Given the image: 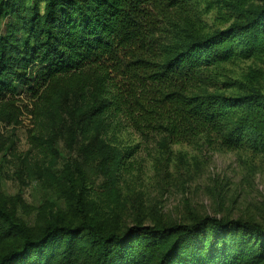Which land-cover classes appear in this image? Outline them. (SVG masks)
<instances>
[{
    "label": "trees",
    "instance_id": "16d2710c",
    "mask_svg": "<svg viewBox=\"0 0 264 264\" xmlns=\"http://www.w3.org/2000/svg\"><path fill=\"white\" fill-rule=\"evenodd\" d=\"M197 0H0V122L19 106L42 144L63 129L107 177L127 151L103 135L126 127L141 140L264 153V88L224 76L225 64L264 57V6L224 2L238 17L226 28L194 26ZM233 89L242 91L235 94ZM19 105V106H18ZM24 107V106H23ZM129 151V150H128ZM30 175L44 174L41 169ZM4 237L15 241L0 264H263L264 226L215 217L191 224L133 226L122 234L83 218L47 224L35 237L0 207Z\"/></svg>",
    "mask_w": 264,
    "mask_h": 264
},
{
    "label": "rangeland",
    "instance_id": "374dc122",
    "mask_svg": "<svg viewBox=\"0 0 264 264\" xmlns=\"http://www.w3.org/2000/svg\"><path fill=\"white\" fill-rule=\"evenodd\" d=\"M225 1L197 0L194 26L208 33L236 20ZM242 1L245 10L264 6V0ZM10 21L0 22V33ZM221 71L235 82H246L247 74L255 71L264 88V57L225 64ZM26 103L18 105L16 125L0 122V207L30 236L49 223L75 226L83 218L118 234L136 225L157 228L204 217L264 226V153L227 150L202 139L148 142L123 127L102 136L108 145L127 151L115 172L113 197L105 172L69 141L63 129L53 131L40 145L32 139L37 127ZM29 168L44 174L30 175ZM5 232L0 221V252L15 244Z\"/></svg>",
    "mask_w": 264,
    "mask_h": 264
}]
</instances>
